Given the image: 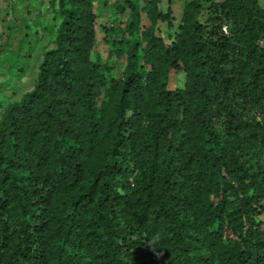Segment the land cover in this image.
Segmentation results:
<instances>
[{
    "label": "trees",
    "instance_id": "1",
    "mask_svg": "<svg viewBox=\"0 0 264 264\" xmlns=\"http://www.w3.org/2000/svg\"><path fill=\"white\" fill-rule=\"evenodd\" d=\"M69 1L36 87L1 116L0 264H264L259 0H195L169 46L148 41L145 62L186 60L176 90L137 52L108 79L90 0ZM152 8L173 25L170 2Z\"/></svg>",
    "mask_w": 264,
    "mask_h": 264
},
{
    "label": "rangeland",
    "instance_id": "2",
    "mask_svg": "<svg viewBox=\"0 0 264 264\" xmlns=\"http://www.w3.org/2000/svg\"><path fill=\"white\" fill-rule=\"evenodd\" d=\"M194 1L90 0L88 3L92 5L98 25L92 58L110 68L105 70L108 79L123 78L131 73L133 53L137 52L142 56L143 71L151 72L155 66L153 76L156 81L166 82L170 90L181 88L187 81L184 58L180 57L175 66L166 62L151 65L144 60L147 59L148 41L154 35L159 41L163 40V46L172 43L178 25L187 19L189 4ZM169 2L173 25L168 20L158 19L152 8L156 6L157 10L165 12ZM129 3H134L140 11L135 36L129 32V23L133 19ZM259 4L264 7V0H259ZM71 5L69 0H0V122L1 116L12 105L20 103L25 94L36 87L45 55L59 46L56 39ZM6 10L10 13L8 18ZM121 40L123 46L118 45ZM115 41L118 43L114 44Z\"/></svg>",
    "mask_w": 264,
    "mask_h": 264
},
{
    "label": "clouds",
    "instance_id": "3",
    "mask_svg": "<svg viewBox=\"0 0 264 264\" xmlns=\"http://www.w3.org/2000/svg\"><path fill=\"white\" fill-rule=\"evenodd\" d=\"M155 242L154 241H149L148 242V247L151 248L153 250V252L159 257L161 256L163 253L160 251H157V249L155 248Z\"/></svg>",
    "mask_w": 264,
    "mask_h": 264
},
{
    "label": "crops",
    "instance_id": "4",
    "mask_svg": "<svg viewBox=\"0 0 264 264\" xmlns=\"http://www.w3.org/2000/svg\"><path fill=\"white\" fill-rule=\"evenodd\" d=\"M10 1V0H9ZM6 5H7V2H6ZM8 7V6H7ZM10 7V6H9ZM5 12H7L8 14H7V18L9 17V15H10V13L8 12V10H6ZM6 23H8V22H6Z\"/></svg>",
    "mask_w": 264,
    "mask_h": 264
},
{
    "label": "built area",
    "instance_id": "5",
    "mask_svg": "<svg viewBox=\"0 0 264 264\" xmlns=\"http://www.w3.org/2000/svg\"><path fill=\"white\" fill-rule=\"evenodd\" d=\"M223 30H224L225 32H227V26H224V27H223Z\"/></svg>",
    "mask_w": 264,
    "mask_h": 264
}]
</instances>
